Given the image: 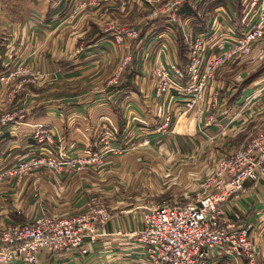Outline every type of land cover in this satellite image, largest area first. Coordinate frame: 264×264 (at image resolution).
<instances>
[{
  "label": "crops",
  "instance_id": "crops-1",
  "mask_svg": "<svg viewBox=\"0 0 264 264\" xmlns=\"http://www.w3.org/2000/svg\"><path fill=\"white\" fill-rule=\"evenodd\" d=\"M81 1L0 0V74L22 67L27 72L19 77L29 82L16 94L11 93L13 84L0 85V116L24 110L3 128L0 170L40 155L43 147L52 155L57 149L67 156L95 152L104 123L118 140L148 138L151 147L107 157L91 172H44L19 186L1 184L0 232L10 225L34 222L43 213L79 215L95 207V202L106 210L108 219L95 241H85L87 252H41L35 264H148L131 235L142 228L144 208L160 196L178 194L176 186L187 187L185 194L193 195L218 157L264 129V69L254 74L261 65L254 55L252 63L243 60L222 68L216 78L221 72L227 76L217 81L214 77L208 85L202 123L186 118L182 132L177 124V132L160 135L155 132L158 117L170 112L175 122L181 98L172 93L156 100L152 69L170 64L185 67L180 38L188 46L193 36L210 35L214 19L225 27L237 17L241 23L237 0H192L189 5L195 14L179 12L178 24L147 17L153 6L166 0H128L122 8L118 0H111L68 18L70 9ZM127 28L137 30L138 37H124ZM118 72V83L110 85ZM35 74L45 75L38 80L40 87L29 81ZM250 74L254 77L249 81ZM48 75L55 79L50 81ZM230 77L236 78V86H229ZM217 87L223 92L212 107L209 91ZM40 127L55 130L52 144L32 141ZM222 211L230 221L248 227L256 264H264V177L246 181L244 190ZM211 263L235 264L219 257Z\"/></svg>",
  "mask_w": 264,
  "mask_h": 264
},
{
  "label": "built area",
  "instance_id": "built-area-1",
  "mask_svg": "<svg viewBox=\"0 0 264 264\" xmlns=\"http://www.w3.org/2000/svg\"><path fill=\"white\" fill-rule=\"evenodd\" d=\"M118 1L122 8L128 0ZM189 1L168 0L163 5L153 6L148 18L164 17L178 24L179 9ZM108 2L111 0H82L70 9L68 18H74L82 9L98 8ZM241 8L242 27L238 31L233 30L230 24H226V27L217 24V19H214L210 35L201 33L188 41V64L185 67L170 64L152 69L151 74L156 81L155 99L162 100L172 93L181 98L175 122L170 112L161 113L155 125L156 133L164 136L174 132L176 124L186 114L199 122L205 93L215 71L230 62L248 57L254 45L264 39V0H242ZM123 33L126 38H137L139 35L137 30L128 28ZM26 72L18 67L0 74V85H8L10 81L26 75ZM44 77L43 74H35L32 83L40 87L38 80ZM118 77L119 72L109 84L116 85ZM211 100V106L215 107L219 101L217 92ZM17 115L0 116V144L4 136L2 127L12 123ZM17 118L22 119L21 116ZM54 134V129L40 127L31 139L37 144L49 145L53 143ZM150 144L148 138L118 140L104 123L100 126L95 152L78 156L58 152L53 156L40 154L22 159L1 172L0 182L7 177L27 175L45 166L67 174L95 170L103 166L107 157H120L130 151L147 148ZM263 177L264 129H259L232 153L219 157L212 172L204 178L200 194L194 201L166 199L144 208L142 228L131 235L140 244L148 264H209L214 257L225 258L235 264H239L237 261L256 264L255 245L248 227L230 221L222 207L244 190L246 181L256 182ZM94 205L79 215H42L31 223L8 226L0 233V264L16 261L35 264L41 252L85 254V241H95L99 229L108 219L106 210L96 203Z\"/></svg>",
  "mask_w": 264,
  "mask_h": 264
},
{
  "label": "rangeland",
  "instance_id": "rangeland-1",
  "mask_svg": "<svg viewBox=\"0 0 264 264\" xmlns=\"http://www.w3.org/2000/svg\"><path fill=\"white\" fill-rule=\"evenodd\" d=\"M168 0H166V1H164L163 3H160V4H164V3H166ZM192 0H190V2H191ZM160 4H158V5H160ZM157 6V5H156ZM153 8V7H152ZM151 8V9H152ZM150 9V10H151ZM150 10H149V12H150ZM225 11H226V9H224ZM241 6H240V10L238 11V10H236V12H237V14L239 15L240 14V12H241ZM149 14V13H148ZM237 14H235V16L237 15ZM237 15V16H238ZM68 16H69V14H68ZM148 17V16H147ZM239 19V17H237L235 20H233V21H231V23H232V29L233 30H236V31H238V29H240L241 27H242V24L240 23V21L238 20ZM135 30V29H134ZM254 52H255V54H254ZM253 55H254V57H256L257 58V61H259L260 63H261V65H260V67L256 70V72L254 73V74H256L259 70H262V69H264V39L263 40H261V41H259V42H257L255 45H254V47H253V49H252V53L248 56V57H246V58H244V59H241V60H237V61H234V62H230V63H228V64H226L225 66H223V67H221V68H219L218 70H216L215 71V73H214V75H213V78L212 79H214V77H215V80L217 81V80H221V77H224L225 78V76H227L226 75V73L225 72H221V73H219V75L217 76V78H216V74L218 73V71H221L222 70V68H225V67H228L230 64H234V63H237V62H240V61H243V60H246V63L245 64H247V63H252V61H251V59H253ZM11 71V70H10ZM6 72H9V71H6ZM254 74H250V76H249V81L254 77ZM234 75V74H233ZM34 77V76H33ZM50 78H54L55 79V75H50L49 76ZM113 78V77H112ZM111 78V79H112ZM110 79V80H111ZM211 79V80H212ZM210 80V81H211ZM29 81H33V78L31 79V80H29ZM215 81V82H216ZM235 81H236V78H232V77H230V79H229V82H228V84H229V86H233L234 85V83H235ZM248 81V82H249ZM23 83H29V82H24V77H19L17 80H12V81H10V83H9V85L11 84H13L14 85V91L13 92H11V93H13V94H16V92H19V90H22L21 88H17V86L18 85H22L23 86ZM32 84H34V83H32ZM210 84V83H209ZM234 86H236V85H234ZM207 90H208V88H207ZM207 90H206V93H207ZM215 92H217V94H218V96H219V99L221 98V94H222V90L220 89V88H215V89H210V91H209V93L211 94L210 95V97H212V95L215 93ZM206 93H205V95H206ZM9 100H11V98H9ZM19 111H21V112H24V110H19ZM13 112V113H11V114H18V113H21V112ZM190 116V117H189ZM16 117H14V119H15ZM186 118L187 119H189V121H187V122H196V123H202V119L200 118L199 119V122L198 121H196V120H194L193 119V117L190 115V114H186V115H184V116H182L181 118H180V120L178 121V125H179V129H178V131L179 132H182V130H183V125H184V123H187L186 122ZM14 119H13V122L12 123H14ZM208 119H210V118H208ZM210 121H212V119H210ZM11 123V122H10ZM9 124V123H8ZM8 124H6L5 126H7ZM177 125V124H176ZM177 125V126H178ZM5 126H3L2 127V131H3V128L5 127ZM176 126V127H177ZM176 129V128H175ZM173 130L174 132H177V130ZM55 131V130H54ZM4 133V132H3ZM1 145V144H0ZM151 147V144H150V146L149 147H147V148H141V149H149ZM46 149L47 148H45V147H43V150H44V152H41L40 154H43L44 156H46V155H48V156H53L52 154H50V153H48V151H46ZM141 149H137V150H134V151H130V152H128V153H126V154H129V153H132V152H136V151H138V150H141ZM50 150V149H49ZM57 152H60L59 151V149H57L56 150ZM125 154V155H126ZM124 156V155H123ZM123 156H120V157H123ZM119 158V157H118ZM28 159V158H27ZM218 159H219V157H218ZM217 159V160H218ZM216 160V161H217ZM105 163V162H104ZM216 163V162H215ZM16 164V163H15ZM14 164V165H15ZM14 165H12V166H10V167H8V168H4V169H1L0 170V174H1V172L2 171H4V170H7V169H9V168H11V167H13ZM214 166H215V164H214ZM214 168V167H213ZM213 168H212V170H213ZM212 170L208 173V174H206L204 177H203V179H202V181H201V183H200V185H199V188H198V191L196 192V193H194L193 195H188V194H185L187 191H189L188 190V188L187 187H177L176 186V188L177 189H180V192L178 193V194H176L175 196H172L171 198L169 197V196H160V197H158V200L154 203V204H157V203H160V202H162L163 200H166V199H175V200H178V201H194L197 197H198V195L200 194V188L202 187V182H203V180H204V178L207 176V175H209L211 172H212ZM92 170H89V171H87V172H91ZM44 172H50V173H53V174H61V173H66V172H56V171H54L53 169H49V168H46V166L45 167H40V168H38V169H35V170H32L31 172H29L27 175H20L19 177H16V178H14V177H7V179L5 180V181H2V182H0V185L1 184H3V183H6V182H11V183H13L14 185H20V184H22L24 181H26L27 179H30V178H32V177H39V176H41V174H43ZM83 173H86V172H83ZM67 174V173H66ZM73 174V173H72ZM77 174H80V173H77ZM173 187H175L174 185H173ZM182 188V189H181ZM35 202H36V204H37V206L39 207L40 206V204H41V200L39 199V197L36 195V198H35ZM93 203H95V202H93ZM92 203V204H93ZM16 214L17 215H21V210H18L17 212H16ZM42 215H46V214H42ZM48 216V215H47ZM19 224V223H18ZM1 233V232H0Z\"/></svg>",
  "mask_w": 264,
  "mask_h": 264
},
{
  "label": "trees",
  "instance_id": "trees-1",
  "mask_svg": "<svg viewBox=\"0 0 264 264\" xmlns=\"http://www.w3.org/2000/svg\"><path fill=\"white\" fill-rule=\"evenodd\" d=\"M190 2V1H189ZM189 2L187 3H184L180 9H179V12L182 13L185 11L186 14H189V13H192V14H195L193 12V10L191 9L190 5H189ZM241 0H237V10L239 11L240 10V6H241ZM180 44H181V49H182V61L184 62V65L188 64V53H189V48L186 44V42L184 41L183 37L180 38Z\"/></svg>",
  "mask_w": 264,
  "mask_h": 264
}]
</instances>
